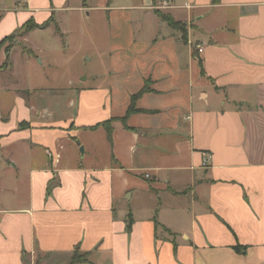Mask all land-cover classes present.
I'll return each mask as SVG.
<instances>
[{
  "label": "crops",
  "instance_id": "1",
  "mask_svg": "<svg viewBox=\"0 0 264 264\" xmlns=\"http://www.w3.org/2000/svg\"><path fill=\"white\" fill-rule=\"evenodd\" d=\"M157 2L0 0V264H264V0Z\"/></svg>",
  "mask_w": 264,
  "mask_h": 264
},
{
  "label": "rangeland",
  "instance_id": "2",
  "mask_svg": "<svg viewBox=\"0 0 264 264\" xmlns=\"http://www.w3.org/2000/svg\"><path fill=\"white\" fill-rule=\"evenodd\" d=\"M87 41V40H85ZM11 38L7 39L4 41L3 45L5 46H10L11 45ZM66 43H68V53L66 54V56H64L65 58H70L72 57L73 60H80L81 62V54L78 53V46L79 43L81 42V40H79V38L77 39L76 36H71L68 38L67 41H65ZM54 46L56 47L55 42ZM53 49H55L53 46H50ZM49 58H51L52 60H54L53 65L51 67H45L42 68L38 67L37 64L34 65V67L36 68V70H30L29 74L30 77H25L22 80V83H24V85H28V83L33 82L35 87H40L42 89V93H37V95L41 96V95H49L50 92L49 90H53V94L58 95V102L56 101L55 103L52 104V106L56 109V111H60L62 114L67 113L68 108V93L67 90L65 89L67 86V77L65 76V74H67V72L63 69V67H61V65H63V59L62 61L59 62L60 60V55L58 54V52L54 51L48 55ZM21 63L19 64V68L17 70L18 73H20L21 75L28 73V71L26 70H22L21 68ZM77 71L79 70H73L72 75L76 76ZM27 87H25V90L27 91ZM44 95V96H46ZM77 140H75V146H76ZM80 147H78L79 150V154L81 156V151L79 149ZM65 152V150L62 151V153Z\"/></svg>",
  "mask_w": 264,
  "mask_h": 264
},
{
  "label": "trees",
  "instance_id": "3",
  "mask_svg": "<svg viewBox=\"0 0 264 264\" xmlns=\"http://www.w3.org/2000/svg\"><path fill=\"white\" fill-rule=\"evenodd\" d=\"M159 15H160V17H161L163 20H165L166 22H168V23L171 24L172 26H174V27L180 29V30L184 33L185 30H184V28H183V26H182V24H181L180 22L172 20L167 14H164V13H162V12H159ZM36 27H37V25H35V24L32 23V22H29L28 25L25 26V31H28V30H30V29H32V28H36ZM9 38H11V37H8V38H6V39H4L3 41L0 42V48L3 46L4 41L7 40V39H9ZM233 249H234L236 252L239 253V252H242V250H244L245 247H244V246H240V245H235V246L233 247Z\"/></svg>",
  "mask_w": 264,
  "mask_h": 264
},
{
  "label": "built area",
  "instance_id": "4",
  "mask_svg": "<svg viewBox=\"0 0 264 264\" xmlns=\"http://www.w3.org/2000/svg\"><path fill=\"white\" fill-rule=\"evenodd\" d=\"M173 0H158L156 5L154 6L157 10H164L172 7ZM199 52L202 51L200 47L197 46Z\"/></svg>",
  "mask_w": 264,
  "mask_h": 264
},
{
  "label": "water",
  "instance_id": "5",
  "mask_svg": "<svg viewBox=\"0 0 264 264\" xmlns=\"http://www.w3.org/2000/svg\"><path fill=\"white\" fill-rule=\"evenodd\" d=\"M79 149H80L81 152H83V148L82 147H80Z\"/></svg>",
  "mask_w": 264,
  "mask_h": 264
}]
</instances>
